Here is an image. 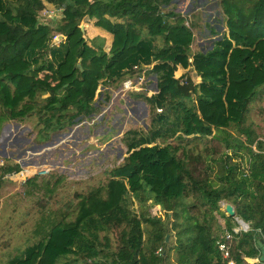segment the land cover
I'll use <instances>...</instances> for the list:
<instances>
[{"label": "trees", "instance_id": "trees-1", "mask_svg": "<svg viewBox=\"0 0 264 264\" xmlns=\"http://www.w3.org/2000/svg\"><path fill=\"white\" fill-rule=\"evenodd\" d=\"M46 2L63 8L55 28L39 23L43 0H0V128L5 121L38 114V134L46 139L91 121L103 113L99 109L104 104L96 101L102 81L131 77L133 66L151 63L157 93L144 99L151 106L152 127L147 137L135 130L123 133L126 157L106 173V183L80 197L73 219L43 216L33 232L35 242L5 264H59L70 257L90 264H225L216 246L219 235L205 225L206 218L202 223L185 218L172 241L177 207L189 211L183 201L190 190L203 193L202 206L209 211H218L221 200L231 202L235 217L249 226L230 242L231 258L235 264L257 259L256 242L264 239V143H254L252 133L241 126L257 90L264 89V0H220L226 34L210 51L194 55L192 25L171 9L173 0ZM84 19L95 20L96 27L112 35L108 52L87 43L80 29ZM54 32L66 39L50 48ZM158 39L160 46L155 45ZM178 66L192 68L200 82L175 78ZM38 95L46 96L41 103ZM231 128H239L246 140L234 138ZM219 133L225 137L220 139ZM178 135L212 137L235 155L243 149L249 165L242 170L224 165L216 188L207 183L200 187L184 152L181 157L167 142ZM19 170L17 165L0 168L2 175ZM50 179L59 183L63 177L52 174ZM129 193L152 199L154 216L142 220L131 214ZM225 218L232 232L234 218ZM144 223L150 226L146 238ZM112 227L120 232L119 245L110 253L109 238L100 234Z\"/></svg>", "mask_w": 264, "mask_h": 264}, {"label": "rangeland", "instance_id": "rangeland-1", "mask_svg": "<svg viewBox=\"0 0 264 264\" xmlns=\"http://www.w3.org/2000/svg\"><path fill=\"white\" fill-rule=\"evenodd\" d=\"M219 2L220 0H173L171 9L182 17H186L192 25L194 33V41L191 46L192 55L210 51L214 43L220 40L224 33L226 34L225 17ZM52 8H56V6L43 0V9ZM57 22L59 19L48 21L53 28ZM85 24L83 20L80 27L84 28ZM84 38L90 44L101 46L105 52L109 51V45L105 47L104 43L96 39L98 37L89 39V35L85 31ZM160 44L161 40L158 39L155 45L160 46ZM45 58L47 59V56ZM179 74L174 77L176 76L182 81L189 78L195 84L200 81L192 68L187 69L181 75ZM121 81L113 83L104 81L99 84L96 101L103 103L104 108L99 109L103 113L94 118V124L87 125L82 122L61 132H52L46 139L42 138L43 132L38 134L42 128L38 114L31 115L23 121L8 120L1 124L0 168L17 165L20 169L27 167L30 170L47 169L49 173L43 178L38 179L35 178L37 176H33L22 180L21 178L17 179L13 174L2 175L0 171V264H5L9 259L19 255L26 246L35 242L33 232L43 216L52 215L56 220L73 219L75 205L80 197L85 196L92 187L106 183V173L126 157L123 135L118 134L120 126L125 121H128L139 135L145 137L149 135L152 127L151 106L145 101V96L133 98L132 95H128L125 100L121 99L120 95L114 96ZM150 81L149 88L157 91L154 74ZM38 96V103H41V98L46 97ZM106 96L108 100L104 101ZM1 112L0 109V117L2 116ZM242 128H247L252 133L250 139L254 143H264V89H258L254 100L248 105ZM228 132L234 138L238 137L243 142L246 140L247 136L241 134L239 128H231ZM217 135L220 139L225 137L223 133ZM92 137L97 143L93 142ZM180 137L181 139H179ZM159 142H161L160 139L156 141L157 144ZM167 142L178 148L177 153L181 157V152H184V160L194 171L200 187L207 183V185L216 188V184H220L217 176L224 165L229 164L241 170L249 165L247 151L242 149L235 155L232 149L226 150L221 141L218 143L212 137L186 138L178 135L177 138ZM252 150L257 152L256 144L252 145ZM52 174L62 176L63 180L59 183H55V179L47 180ZM202 194L198 190L188 192L183 201L188 205L187 214L189 217L212 220L210 217L212 211L209 215L210 211L202 206L204 204ZM147 198L144 195L136 197L129 193L126 205L131 214L142 220L153 217L157 208H155L152 199ZM194 206L197 207L193 209ZM185 211L182 207H177L176 223L174 224L176 230L171 233L173 242L179 223H181L180 215L184 218ZM210 225H213L212 222ZM142 227L146 238L150 226L144 223ZM119 232L120 228L112 227L100 234L101 238L102 236L109 238L110 253L114 252L119 245ZM59 264H90V262L83 263L82 260L72 262L70 257L62 259Z\"/></svg>", "mask_w": 264, "mask_h": 264}, {"label": "built area", "instance_id": "built-area-1", "mask_svg": "<svg viewBox=\"0 0 264 264\" xmlns=\"http://www.w3.org/2000/svg\"><path fill=\"white\" fill-rule=\"evenodd\" d=\"M43 18V19H42ZM56 19L62 20L63 19V8L56 7L52 9H43L40 14H38L39 23L43 25L51 26L48 21H54ZM66 37L62 34L54 32L52 34L50 40V48L59 47L60 44L64 43ZM153 64H141L135 65L132 67L133 75L131 77H125L120 82V87L117 92H115L114 96L120 95V97H127L128 95H144L146 98H151L153 95H156L157 91L151 90L148 86L151 83L150 79L152 76ZM157 113H162V109L156 108ZM87 125L94 124L95 120L93 119L91 122H83ZM93 142L97 143L95 139ZM91 142V141H90ZM28 168V169H27ZM26 169H20L18 172H13L14 177L17 179L25 180L27 178L37 176V177H44L48 175L49 170H30L29 167ZM240 219L234 218L236 227L232 230V232L225 231L224 234L216 241L217 249L221 255V259L225 262V264H235L233 259L231 258L230 254V242L233 240L234 235L240 234L242 232H247L249 230V226L246 223H241ZM158 254L162 251L158 249ZM258 262V258L255 259V263Z\"/></svg>", "mask_w": 264, "mask_h": 264}, {"label": "crops", "instance_id": "crops-1", "mask_svg": "<svg viewBox=\"0 0 264 264\" xmlns=\"http://www.w3.org/2000/svg\"><path fill=\"white\" fill-rule=\"evenodd\" d=\"M211 1V0H210ZM84 22L86 23L85 25H84V32L86 31V33L89 35V39H93L94 37H98V38H96V39H99V41L100 42H102V43H104L105 45V47L106 46H108V49L110 48V46H111V43H112V35H110V34H108V33H106L105 31H103L102 29H100V28H98V27H96L95 25H94V23H95V21L94 20H90V19H84ZM88 43V42H87ZM88 44H90V43H88ZM189 69V68H188ZM185 71H187V69H183V68H181V67H177V70H176V72H175V75H177V74H179L180 72H181V74L182 73H184ZM181 74H179V75H181ZM196 74V73H195ZM175 78H178V77H176L175 76ZM197 78L200 80V78L197 76ZM102 82H104V81H102ZM200 82V81H199ZM114 94H115V92H114ZM127 97H124V98H121V99H123V100H125ZM129 99V98H128ZM133 102V101H132ZM129 109V108H128ZM127 109V110H128ZM128 116H129V114H128ZM128 118V117H127ZM120 131H118V134H120V135H123V133H125V132H127V131H129V130H133V129H135V128H132L130 125H129V122L128 121H125V123H123L122 124V126H120ZM74 130V129H73ZM119 135V136H120ZM231 205L232 207H233V209H234V206L231 204V202L230 201H228V200H221L220 202H218V211H212V216H213V218H212V216L210 215V213H211V211L209 212V215H210V217H211V219L212 220H208L207 219V222H209L208 224H205L207 227H209L212 231H214V232H216V233H218V235H219V238L224 234V232L225 231H227V228H226V218H225V216L226 217H228L227 215H226V213H225V211H224V207L226 206V205ZM206 210L208 211L209 209L208 208H206ZM217 214V215H216ZM184 218L182 217V215H180V221H181V223H183L184 222V219L185 218H187L188 217V214H187V212L186 213H184ZM225 215V216H224ZM215 216V217H214ZM192 217V216H191ZM193 218V220H195L196 221V219H195V217H192ZM197 218V217H196ZM237 218V217H236ZM239 219V218H238ZM197 220L199 221V222H203L204 221V219H202V218H197ZM210 222H212V224L213 225H210ZM236 227V225H234L233 226V229ZM219 231V232H218ZM247 263H250V264H253V263H255V259H246L245 260Z\"/></svg>", "mask_w": 264, "mask_h": 264}, {"label": "water", "instance_id": "water-1", "mask_svg": "<svg viewBox=\"0 0 264 264\" xmlns=\"http://www.w3.org/2000/svg\"><path fill=\"white\" fill-rule=\"evenodd\" d=\"M80 29H81V31L84 33V28H83V27H80ZM77 67H78L79 69L81 68L80 65H77ZM224 211H225V213H226V215H227L228 217L236 218V217H235V211H234V209H233V207H232L231 205H229V204L226 205V206L224 207ZM239 221H240L241 223H245V222H243L242 220H239ZM165 240H166V242L168 241V235L166 236ZM256 246H257V248H258V250H259L258 262L264 264V239H259V240H257V242H256Z\"/></svg>", "mask_w": 264, "mask_h": 264}]
</instances>
